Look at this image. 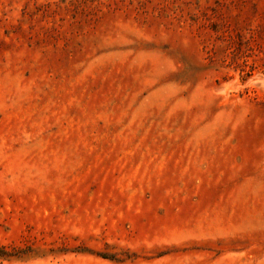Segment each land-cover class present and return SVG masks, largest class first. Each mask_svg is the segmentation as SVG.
I'll list each match as a JSON object with an SVG mask.
<instances>
[{
	"label": "rangeland",
	"instance_id": "1",
	"mask_svg": "<svg viewBox=\"0 0 264 264\" xmlns=\"http://www.w3.org/2000/svg\"><path fill=\"white\" fill-rule=\"evenodd\" d=\"M262 79L264 0H0V264H264Z\"/></svg>",
	"mask_w": 264,
	"mask_h": 264
},
{
	"label": "bare ground",
	"instance_id": "2",
	"mask_svg": "<svg viewBox=\"0 0 264 264\" xmlns=\"http://www.w3.org/2000/svg\"><path fill=\"white\" fill-rule=\"evenodd\" d=\"M261 80V79H260ZM264 79H262V81H263Z\"/></svg>",
	"mask_w": 264,
	"mask_h": 264
}]
</instances>
